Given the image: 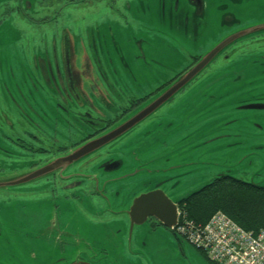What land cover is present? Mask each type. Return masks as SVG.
<instances>
[{
	"label": "flooded vegetation",
	"instance_id": "flooded-vegetation-1",
	"mask_svg": "<svg viewBox=\"0 0 264 264\" xmlns=\"http://www.w3.org/2000/svg\"><path fill=\"white\" fill-rule=\"evenodd\" d=\"M0 41V264H216L166 222L222 176L264 187V0H0Z\"/></svg>",
	"mask_w": 264,
	"mask_h": 264
},
{
	"label": "built area",
	"instance_id": "built-area-1",
	"mask_svg": "<svg viewBox=\"0 0 264 264\" xmlns=\"http://www.w3.org/2000/svg\"><path fill=\"white\" fill-rule=\"evenodd\" d=\"M173 230L217 264H264V228L245 229L220 210L204 222L182 210Z\"/></svg>",
	"mask_w": 264,
	"mask_h": 264
},
{
	"label": "trees",
	"instance_id": "trees-1",
	"mask_svg": "<svg viewBox=\"0 0 264 264\" xmlns=\"http://www.w3.org/2000/svg\"><path fill=\"white\" fill-rule=\"evenodd\" d=\"M217 210L245 229L264 228V187L222 176L189 196L184 209L190 218L199 222L206 221Z\"/></svg>",
	"mask_w": 264,
	"mask_h": 264
},
{
	"label": "water",
	"instance_id": "water-1",
	"mask_svg": "<svg viewBox=\"0 0 264 264\" xmlns=\"http://www.w3.org/2000/svg\"><path fill=\"white\" fill-rule=\"evenodd\" d=\"M237 37V35L236 37H234V34L230 33L220 39L216 44H214L211 48L205 51L203 55L192 66H190L180 76H178L177 79H175L167 87H165L158 94H156V96L150 98L148 101L141 104L138 108L129 113L125 118L118 121L107 132L76 147L70 152L69 155L71 157L81 155V153L95 148L104 141L120 134L139 120L143 119L146 115L154 111L158 106H160L167 99H169L188 81H190L192 77H194L199 71H201L209 63V61H211V59H213L215 55H217V53H219L224 48L225 45L231 43ZM144 202H146V200L141 201V203ZM147 212L152 213L153 211L149 209ZM176 222V209H173L170 220L166 222V225L172 228L176 224Z\"/></svg>",
	"mask_w": 264,
	"mask_h": 264
},
{
	"label": "rangeland",
	"instance_id": "rangeland-1",
	"mask_svg": "<svg viewBox=\"0 0 264 264\" xmlns=\"http://www.w3.org/2000/svg\"><path fill=\"white\" fill-rule=\"evenodd\" d=\"M35 8H37V4H36V6H35ZM13 18V17H12ZM12 22H14L15 24H20V22L19 21H17V20H13L12 19ZM5 24V23H4ZM6 26H8L9 25V23L8 24H5ZM4 25V26H5ZM29 42H30V45H31V47L33 46V45H36L37 43H38V40H39V38L40 37H44L45 35L44 34H42V33H39V32H36V31H34L32 28H31V30H30V33H29ZM6 39L9 41V42H11L12 40H14L15 42L17 41V36L16 35H14V34H8L7 36H6ZM0 43H1V41H0ZM0 53H1V50H0ZM13 67H14V70H15V73L16 74H18V72H17V65H16V63L14 62L13 63ZM238 115L241 117L242 115H246V113H242V112H238ZM255 120H258L259 122L260 121H262V119L261 118H257V117H255L254 118ZM177 235V234H176ZM178 236V238H181V240L183 241V243L185 244V247L188 249V250H195L194 249V247L192 246V245H190L182 236H180V235H177Z\"/></svg>",
	"mask_w": 264,
	"mask_h": 264
}]
</instances>
